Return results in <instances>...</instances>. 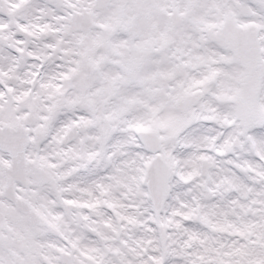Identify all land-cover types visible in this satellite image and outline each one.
Wrapping results in <instances>:
<instances>
[{
  "label": "snow or ice",
  "instance_id": "obj_1",
  "mask_svg": "<svg viewBox=\"0 0 264 264\" xmlns=\"http://www.w3.org/2000/svg\"><path fill=\"white\" fill-rule=\"evenodd\" d=\"M0 264H264V0H0Z\"/></svg>",
  "mask_w": 264,
  "mask_h": 264
}]
</instances>
